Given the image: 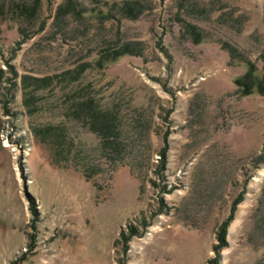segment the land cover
Returning <instances> with one entry per match:
<instances>
[{"label": "rangeland", "instance_id": "rangeland-1", "mask_svg": "<svg viewBox=\"0 0 264 264\" xmlns=\"http://www.w3.org/2000/svg\"><path fill=\"white\" fill-rule=\"evenodd\" d=\"M31 1L0 0V264H264V95L234 83L264 76V0Z\"/></svg>", "mask_w": 264, "mask_h": 264}, {"label": "trees", "instance_id": "trees-1", "mask_svg": "<svg viewBox=\"0 0 264 264\" xmlns=\"http://www.w3.org/2000/svg\"><path fill=\"white\" fill-rule=\"evenodd\" d=\"M74 3L75 2L73 0H66V3L64 5H61L57 8L56 16L62 17L66 14L75 12L77 8L74 7ZM39 4H40L39 0H32L31 4H28L26 2H20V4H15L14 12L18 13L20 16L31 17L35 14V11L36 9H38ZM118 9L122 16L131 18V19H135L136 17H138V15L142 13L141 4H139L138 2H133V1H128V0H124L120 4H118ZM5 12L6 10L4 8V5L0 4V16L5 14ZM185 27H186V31L192 36L194 41H198V34H197L196 26L189 24V23H185ZM224 46L230 48L229 46H227L226 43H224ZM123 54L136 55V54H139V52L133 51L131 49V45L129 44H122V45L120 44L118 46H113V47L107 48L99 52L97 55V58L95 59L94 64L97 65L98 67H101L103 64L114 61L115 59H117L119 56ZM260 59L264 63V52L260 54ZM246 64H247V70L245 71V73L234 80V83L237 87L238 92L241 95H249L255 90L259 94L264 95V76L257 75L256 67L252 63H250L249 61H246ZM2 77H3V71L0 69V82H1ZM32 79L35 81H49V80H52L53 78L46 77V78H40V79L39 78H32ZM86 104H87V108L89 107L88 109L92 107L90 106L91 102L89 98L87 99ZM90 111H92V109ZM102 118H104V120L95 129L97 132H99V135L102 139V143L105 147L116 148L115 147L116 145H114L115 140H116L115 127L112 126L107 116L103 115ZM159 158L162 160V162L164 161L165 150H162L160 152ZM240 197L241 196L239 195V197L233 201L228 217L219 225L217 229V233H216L217 244L213 248L215 252L221 249L222 247H224V245L226 244L225 242L226 228H227L228 223L233 218L234 205L238 203V201L240 200ZM134 232L135 231L131 227H129L127 233L121 231L119 240L123 243H126L130 239V237L134 234ZM23 260L24 258L21 256L17 260L12 261L10 264H20V262ZM212 263L213 264L217 263L216 257L212 260Z\"/></svg>", "mask_w": 264, "mask_h": 264}, {"label": "bare ground", "instance_id": "bare-ground-1", "mask_svg": "<svg viewBox=\"0 0 264 264\" xmlns=\"http://www.w3.org/2000/svg\"><path fill=\"white\" fill-rule=\"evenodd\" d=\"M255 179L257 180V177H255Z\"/></svg>", "mask_w": 264, "mask_h": 264}]
</instances>
